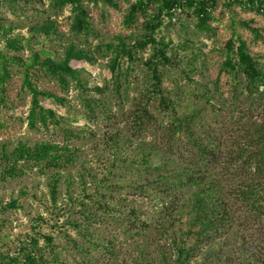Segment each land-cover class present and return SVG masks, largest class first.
<instances>
[{
	"label": "trees",
	"instance_id": "1",
	"mask_svg": "<svg viewBox=\"0 0 264 264\" xmlns=\"http://www.w3.org/2000/svg\"><path fill=\"white\" fill-rule=\"evenodd\" d=\"M122 1V24L132 31L89 47L92 36L102 38L90 6L105 13ZM235 7L264 18V0H0V104L6 113L14 107L7 84L15 72L19 97L30 96L29 128L51 125L63 135L62 142H0V187L36 172L48 178L50 201L29 195L48 212L65 201L68 212L34 219L14 250L3 244L0 264H264V56L237 28L264 36ZM219 8L231 13L232 30L215 63L198 39L216 35ZM67 10L68 32L59 22ZM100 57L112 74L103 85L74 66ZM138 61L147 73L129 98ZM171 69L184 85H166ZM42 75L57 88L40 87ZM71 89L88 122L76 129L42 103L66 105ZM124 93L129 108L119 120L108 99ZM74 182L82 193L72 191ZM25 187L0 199V215L22 209ZM60 215L66 219L55 233L49 220Z\"/></svg>",
	"mask_w": 264,
	"mask_h": 264
},
{
	"label": "rangeland",
	"instance_id": "2",
	"mask_svg": "<svg viewBox=\"0 0 264 264\" xmlns=\"http://www.w3.org/2000/svg\"><path fill=\"white\" fill-rule=\"evenodd\" d=\"M127 4L122 1L121 2V10H115L114 8L106 7L105 9L107 12H103L104 9L102 6L95 7L93 5L90 6L91 8V15L93 18V25L96 29L99 31H102V35L99 36L102 38H96V36H92L89 40V47L94 48L98 43L99 40L101 41H107L111 37L115 36L116 34H129L132 30L126 29L123 24V15L124 11L126 10ZM223 10V13L221 12ZM238 19H243L246 21H254L252 23V26L261 28V34L264 36V18L260 15H258L255 11H244L240 7H235L234 9ZM70 15L69 10L65 11V18L59 19V22H61L64 25V30L68 32V23L66 17ZM104 15L105 18H102ZM216 17L218 18V21L213 23V26L217 30L216 35H212L210 37L209 34H200L198 39V45L203 47V50L210 55V61L217 62L222 60L223 54L219 53V48L222 47V45L231 37V30H232V15L229 13V11H226L225 8H219L216 11ZM238 32H241L244 39H246L250 44V49L253 53H256L257 55L264 56V40H254L253 36L250 32H247L241 28H237ZM22 34L25 36L27 35V29H23ZM100 33V32H99ZM197 43V39H196ZM3 47V44L0 42V48ZM149 50L143 53L141 56V59L144 60L149 56ZM25 56H29V52H26L24 54ZM143 60V61H144ZM107 59L99 58V61L95 65L90 64H74L75 67L79 68L80 66H83L86 68L89 73L92 74L93 79L92 82H94L97 85H103L107 82H110L112 79V74L109 70V68L106 66ZM131 65V64H130ZM125 66H128V62ZM132 67V65H131ZM213 72L216 73L218 67L216 64L213 66ZM146 68L143 65L142 61H138L135 64H133V72L130 73L131 75L128 77V88H129V98H132L135 96L138 91V84L141 83V80L146 76ZM12 79H10V82L7 84V97L8 100L11 101V103L14 105V107L10 106L9 113L7 112L8 108H4V106H1L0 104V142L4 140L8 141H18V140H25L29 142H35V141H56V142H62L63 141V135L62 131L59 130L56 127H52L50 125V128L48 129H41L39 131H33L29 128L27 123V115L29 112V101L30 96L24 95L25 98H20V92H21V86H22V76L16 74L15 72H12L11 74ZM196 80H199L198 77L195 78ZM136 80V81H135ZM172 81L177 82L178 84H183L184 81L181 77L178 76V72L174 69L169 70L168 75L166 77V82L168 87H172ZM38 83L40 87L44 89H53L57 88L56 85L49 80L45 76H41V79L38 80ZM1 94V93H0ZM65 96V95H64ZM124 98L122 96H119L118 94H114L112 98H109L110 100V108L113 112L116 113L119 120H122V113L124 111L127 112L129 108V100L127 99L126 93L123 94ZM68 103L66 105H60L59 103H56L54 100H44L42 103L45 107L54 109L59 115L64 116L67 119V122L65 126L69 128H78L83 125H85L87 122L86 118H84V109L82 105V99L79 94V91L76 89H71L68 95L66 96ZM11 116V117H10ZM77 118V121H71V119ZM92 127L94 125L92 124ZM90 146H86V148H89ZM48 184V178L46 176H41L39 174L31 173L30 176H26L25 178L18 180L16 182V186H8L7 188L0 187V199L3 197L5 198L4 203H7L11 200L12 197L18 196V191L23 186H26L25 188H30V192H28V197L25 201H22L23 207L19 210H10L5 213V215H0V219H4L7 221L2 225L0 228V250L3 247V244H8L11 250L15 249L16 243H18L17 238L18 236L21 237V235H25L26 232L31 231L32 227V221L35 219H38L39 217H43L45 220L48 217V214H68V212H64L65 207V199L66 197V185H62L61 188V199L64 201L59 208H62V210L58 207L55 208V205H50V212H48L45 209V206L47 204H43L42 201H39L36 199L37 197H32L29 194H32L33 192L37 194L38 197H41L46 202L50 201V194H49V186ZM73 192H81V187L79 186L78 182H74L73 185ZM83 195V194H81ZM88 201V200H87ZM144 208L148 207L149 205L143 203ZM64 207V208H63ZM57 210V211H56ZM66 210V209H65ZM9 214V215H8ZM64 215L54 216L50 218V222L56 223V231L58 232V228L63 223V220L66 218L63 217ZM58 222V223H57ZM34 225L36 223L33 221ZM47 226H44L43 229L45 230ZM59 235V234H58ZM61 236V233L60 235Z\"/></svg>",
	"mask_w": 264,
	"mask_h": 264
}]
</instances>
